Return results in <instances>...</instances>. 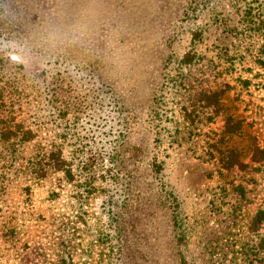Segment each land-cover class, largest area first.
Returning a JSON list of instances; mask_svg holds the SVG:
<instances>
[{
    "label": "rangeland",
    "instance_id": "374dc122",
    "mask_svg": "<svg viewBox=\"0 0 264 264\" xmlns=\"http://www.w3.org/2000/svg\"><path fill=\"white\" fill-rule=\"evenodd\" d=\"M248 6L264 16V0H0L5 100L33 122L56 120L48 134L63 136L76 179L59 171L29 201L30 157L48 134L0 148V235L15 232L0 236V264H122L110 214L123 210L126 193L138 264H177L181 255L188 264H264V249L244 245L264 203V162H250V136L264 148V69L255 61L264 39L240 35ZM224 84L218 115L187 117ZM227 115L244 119L221 146L240 154L242 171L205 152L206 135H221ZM168 191L184 238L159 201Z\"/></svg>",
    "mask_w": 264,
    "mask_h": 264
},
{
    "label": "trees",
    "instance_id": "16d2710c",
    "mask_svg": "<svg viewBox=\"0 0 264 264\" xmlns=\"http://www.w3.org/2000/svg\"><path fill=\"white\" fill-rule=\"evenodd\" d=\"M193 9L194 7L192 10ZM2 18L5 22H8L11 19L8 13L4 14ZM242 22L246 28L243 30L244 33H240L241 36L246 33L247 38L252 39L257 37L259 41L264 39V16L261 15L258 9L248 6L242 15ZM5 27H8L5 28L8 29L6 34H12L13 31L9 29L14 28L8 25ZM15 27L19 30L17 26ZM258 48L259 53H257L258 56L255 57V61L264 69V42H260ZM184 58H190V54H186ZM226 63L228 71H232L234 67V59L228 58ZM247 82V80H243L242 83L246 85ZM228 88L229 85L224 84V86L219 89L205 92L201 95L200 105L197 106L194 104L192 110L188 113L185 111L187 117L192 116L195 112H199L206 116L207 121H210L222 110L221 100L226 95ZM21 114L22 113L19 112L17 108L8 105L5 100L4 90L0 88V148L15 149L17 147H24L26 144L32 143L35 138L41 136L42 134L46 135L48 132L52 133L54 127L56 128L58 126L56 125V120H54L55 124L44 121L33 122L30 119L28 120L27 118H24ZM48 124H50V126H48ZM243 127V118H235L232 115L224 116V124L221 135H217L214 132L206 135L205 152L208 158L211 159L215 157V154H217L218 162L225 170L237 169L242 171L243 168H246L247 164L240 158V154L238 152L234 149L223 151L221 147L225 136L223 134H239L242 132ZM62 137L63 136H61L60 133L57 134V132L48 134L45 146L42 147V149L36 154L31 155V173L34 177V181L33 185H27L25 187L29 201L33 194V188L43 186V183L47 181L49 182L50 177L59 171L63 172V176H65L68 183L72 184L76 181L71 165L66 163L62 156ZM250 140V162L257 164L255 165L256 168L264 162V148L258 144L255 136H250ZM1 173L0 193H3L7 188V181H5V176ZM229 183L232 184L237 193L242 194V187L240 185H233V181H229ZM73 190L72 196H76L77 190ZM59 191H61L59 187L47 191V200H50V198H56L59 195ZM165 194V199H160L159 201L164 202L165 205L169 204L168 208L171 209V222L173 230L177 232V235H182V238H184V235L181 232V221L178 220L179 211L178 205L176 206L175 196L170 191H168V193L165 192ZM128 197L129 193H126L120 203L123 210L110 214V219L114 225L115 234L121 241L119 254L122 259V264H138L137 259L134 261L138 250L133 246L134 240L137 242L140 238V236L133 233V230L138 222H135V218H131L129 212L127 211L129 201L132 200L131 196L129 199ZM177 228L178 230H176ZM249 228L251 234L253 235V239L248 238L249 240L244 245L254 253H258L259 250L264 249V203L259 206L257 210H255L254 215L251 218ZM13 229L14 228H8V230L2 232L0 236H14L15 232ZM178 259L179 261L177 264H188L184 256L182 257L181 255L180 258L178 256Z\"/></svg>",
    "mask_w": 264,
    "mask_h": 264
}]
</instances>
